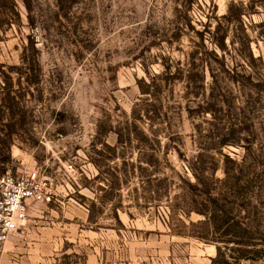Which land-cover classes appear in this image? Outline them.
<instances>
[{
  "label": "rangeland",
  "instance_id": "rangeland-1",
  "mask_svg": "<svg viewBox=\"0 0 264 264\" xmlns=\"http://www.w3.org/2000/svg\"><path fill=\"white\" fill-rule=\"evenodd\" d=\"M6 170L46 178L51 197L0 264H264L230 244L217 255L189 224L204 217L196 175L256 202L264 0H0Z\"/></svg>",
  "mask_w": 264,
  "mask_h": 264
},
{
  "label": "trees",
  "instance_id": "trees-1",
  "mask_svg": "<svg viewBox=\"0 0 264 264\" xmlns=\"http://www.w3.org/2000/svg\"><path fill=\"white\" fill-rule=\"evenodd\" d=\"M14 6H16L15 3ZM14 12L17 13L16 10ZM244 161L245 159L234 162L237 166H240ZM193 173L196 175L195 172ZM227 175L228 172L225 169L226 178H228ZM196 176L199 184L205 186L202 191L204 199L202 202L199 201L201 206H195V210L202 213L204 217L195 222H189V224H199L203 227V230L195 234L203 238L208 237L206 235L214 236L216 242H218L216 245L217 255L221 252V245L231 246L230 248L236 249L239 257L254 258L253 256H248L247 252L250 251L253 254H264V222L258 210L260 207L264 208V176L257 174L253 179L255 189H252V191L255 195L256 202H252L251 200H248V202L240 201L237 198L225 199L220 188L217 186V177L211 175L206 176L209 179L206 182L205 177ZM239 179L240 177L236 175L230 181V190L233 193L238 192L241 187L238 182ZM223 199L224 201H222ZM235 207L244 210L247 208L250 212L246 216H242L238 213H233ZM216 232L219 234H213ZM220 264H228V262L225 259Z\"/></svg>",
  "mask_w": 264,
  "mask_h": 264
},
{
  "label": "built area",
  "instance_id": "built-area-1",
  "mask_svg": "<svg viewBox=\"0 0 264 264\" xmlns=\"http://www.w3.org/2000/svg\"><path fill=\"white\" fill-rule=\"evenodd\" d=\"M72 168V162H67ZM49 181L35 174H17L10 170L0 173V253L2 244L27 221L32 202L48 201Z\"/></svg>",
  "mask_w": 264,
  "mask_h": 264
}]
</instances>
